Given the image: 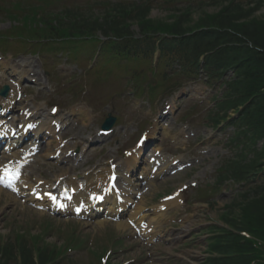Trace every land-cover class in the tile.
<instances>
[{
	"label": "trees",
	"instance_id": "16d2710c",
	"mask_svg": "<svg viewBox=\"0 0 264 264\" xmlns=\"http://www.w3.org/2000/svg\"><path fill=\"white\" fill-rule=\"evenodd\" d=\"M259 2L262 3V1L257 0V5H259ZM251 12L252 9L246 10L241 6H233V8L225 6L216 14L203 12V17L191 19L184 23L181 15H174L172 17V22H165L162 19L149 18L147 9L138 11L136 8L127 5H120L118 7L109 6L105 7L100 14L89 20H76V22L73 23L71 34L85 33L86 31L89 32L100 29L107 34L111 33L119 38H127L131 35L130 28L133 23L138 24L145 35L155 33L157 30H163L165 32L178 30L187 31L193 30L201 25H209L216 26L217 30L218 27L220 29L224 28V30H235L249 39L254 46H258L264 50V15L251 18ZM187 14H189V12ZM64 16H70V12L67 11L63 15H56L55 19ZM66 35H68V33ZM231 35L230 33L225 36L229 37ZM221 39H224L222 31L203 33L199 49H206L209 47L210 43ZM227 41L228 39L226 38L225 42ZM249 49L247 54L240 59L243 78L235 91L246 92L251 87L264 86V51H258L255 48ZM254 125L256 126L257 135L259 137H264V112L261 115H255ZM252 139L255 141L257 139L256 135H253ZM240 164L241 161L233 162L230 167V172L235 174ZM242 211V216L240 217H236L233 215V212H229L224 215V220L231 223L232 226L237 229L250 230L258 234H264V195L258 199L243 203ZM232 238L230 235H226L223 239L217 241V245L221 246V251L223 253H225L224 251H229L232 254H237L240 253L243 248H246V250L253 249L249 240H246L248 243H239L238 239L233 240ZM21 241H19L21 264H40V260L38 263L33 260L31 257V250L28 249L24 241ZM8 253H10V255L13 254V246L10 244L7 245V254ZM42 253L43 252H39V257ZM8 258L11 257L9 256ZM243 259L244 257L241 258L240 262L243 261ZM43 261L44 260H42L41 263H43ZM235 261H238V259ZM224 263L228 264V261L224 260Z\"/></svg>",
	"mask_w": 264,
	"mask_h": 264
},
{
	"label": "rangeland",
	"instance_id": "374dc122",
	"mask_svg": "<svg viewBox=\"0 0 264 264\" xmlns=\"http://www.w3.org/2000/svg\"><path fill=\"white\" fill-rule=\"evenodd\" d=\"M79 1V0H78ZM9 3V1H7ZM11 4V3H10ZM5 8V7H4ZM204 8H202L201 11H203ZM210 10V9H209ZM200 12V10H199ZM2 13V12H0ZM264 13V9L260 10L259 14ZM165 13L159 9H156L153 11L154 16H163ZM257 14V13H256ZM10 22H12L9 18L5 16L3 13L2 15L0 14V31H3L5 29H8L10 26ZM13 23V22H12ZM135 29V27H134ZM137 31V29H136ZM77 46L80 48H88V47H94L97 48L99 46V42L95 40H86V41H79L77 43ZM4 52L7 55L5 58L6 60L11 61V58L14 56H11L9 53H7L6 50ZM79 52V51H77ZM80 53V52H79ZM1 56V55H0ZM20 57L28 58L29 55H26V53H22L19 55ZM19 57V58H20ZM21 57V58H22ZM37 58V57H36ZM38 60V66L40 67L41 61L39 58ZM0 62H3L1 60ZM18 61H11L7 62L9 64H14V66L18 67ZM25 62H30V60L23 61ZM153 58L150 59L148 63L141 64L138 63L135 60L132 61H125L122 59L116 64H113L115 67L112 69V76L110 80L113 83H116L117 86L121 87L124 79H122L124 76L126 77V71L127 70H148L152 66ZM17 64V65H16ZM20 67V66H19ZM169 70H172L170 67H167ZM148 79L144 78L143 80H140L138 83L143 85V90H145L144 95L141 98H145L147 95L148 91V86L146 82ZM137 83V84H138ZM129 85V89L127 90L130 95H125L124 102L127 100L131 102L130 107L125 110V113L127 114L129 111H131L134 107L135 108H141V101L137 100V97L132 93L133 88L137 85ZM193 88V87H192ZM191 88V89H192ZM205 91V92H203ZM221 91V88L218 87L215 90V93ZM199 96H206L208 98L210 96V91L205 90V89H200L198 92ZM211 97V96H210ZM189 104H196L194 100H192ZM213 102L209 101L207 103L201 102L199 105H197V108L194 109L192 112V116L194 119H204L208 115V111L212 108ZM159 108L161 106H158ZM143 110L147 111L146 107H142ZM148 113V112H147ZM178 113V111L176 112ZM122 125L126 124L125 122L121 123ZM125 132L121 133V136L125 138L126 141H129L130 139V134L131 130L130 127L124 126ZM132 132H135L136 129L133 128ZM201 134L203 133L202 128H200ZM127 136V137H126ZM206 136V135H205ZM221 136V135H220ZM218 139H214L212 141V146L210 147L213 152H211V157L212 161L210 162L211 165L215 164V173H216V167L220 166L223 160L227 157H231L234 154L233 149L228 145V142L225 140H220V137H217ZM214 171V170H213ZM185 177H178L177 179L173 180L172 183H167L162 187V191L168 190L170 187L179 185L181 181H183ZM223 188L220 192H218L217 195H215L214 200L211 202L204 203L196 207V210L194 211L192 215V221L189 223L194 226L195 231L193 234L187 235L184 239L187 240V243L182 245V246H177V247H168V248H161L157 251V254L155 256L149 257V253L147 249H145L142 246L139 245H134L132 242H126V249L121 250L122 252H118L117 255H121L120 261H124L127 259H132L135 257H138L139 260L137 263L134 264H149L151 263L152 259L157 260L158 263L155 264H186V257L190 259L191 261L196 260L197 264H201V259L204 258L206 255L204 253L205 249V239L204 236L207 234L200 230V228L208 226L211 223H216L219 221V216L224 211V207L233 202L235 199H238V193L240 192V188L235 185V187H231L233 183L230 181H227L223 184ZM156 195V191H151L149 192L147 196V202L150 201L152 198H154ZM7 196L3 195V198H6ZM4 201V200H3ZM9 203L11 205H14V201H12L10 198L8 199ZM6 204V203H2ZM2 207H0L1 209ZM11 209H4L3 214L1 215L0 213V232L5 236L4 240L6 241L8 235L12 232L14 228H18L19 226H28V230L31 233H39L41 231V225L45 223V220H48V217L45 216L44 214H39L36 211H33L34 213H30L29 210L28 212H21L18 209L12 208ZM48 224V223H46ZM80 229H82V224H79ZM67 230V229H64ZM76 231H72L71 233L74 234ZM128 231H124V233H127ZM120 234V233H119ZM117 234V235H119ZM10 238H13V235H10ZM47 241L48 242H55L58 245L63 243V241L66 239L65 237H62V235H59L55 232L49 233L47 236ZM84 238L88 239V234L84 235ZM47 243L41 244L45 245ZM133 246V247H132ZM83 246H80L79 248H82ZM69 259H74L75 263L74 264H81V261L83 262H88L90 258L83 257L81 253L77 254H70ZM116 260V259H115ZM166 260V261H163ZM96 263V259L92 258L91 259V264Z\"/></svg>",
	"mask_w": 264,
	"mask_h": 264
},
{
	"label": "snow or ice",
	"instance_id": "6c2138e0",
	"mask_svg": "<svg viewBox=\"0 0 264 264\" xmlns=\"http://www.w3.org/2000/svg\"><path fill=\"white\" fill-rule=\"evenodd\" d=\"M18 174H19L18 170L12 169L11 167H6L4 170V176L5 177H10L12 179H15V178H17Z\"/></svg>",
	"mask_w": 264,
	"mask_h": 264
},
{
	"label": "bare ground",
	"instance_id": "6f19581e",
	"mask_svg": "<svg viewBox=\"0 0 264 264\" xmlns=\"http://www.w3.org/2000/svg\"><path fill=\"white\" fill-rule=\"evenodd\" d=\"M4 65H5V64H4ZM5 66H6V65H5ZM77 111H78V110H77ZM78 112H79V111H78ZM103 223H104L103 221H99V222H98V224H103ZM117 226L120 227V228H126L127 225H126V223L121 222V223H118Z\"/></svg>",
	"mask_w": 264,
	"mask_h": 264
}]
</instances>
